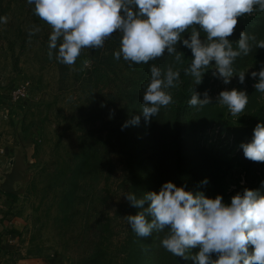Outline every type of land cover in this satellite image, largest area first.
Returning <instances> with one entry per match:
<instances>
[{"label": "rangeland", "instance_id": "rangeland-1", "mask_svg": "<svg viewBox=\"0 0 264 264\" xmlns=\"http://www.w3.org/2000/svg\"><path fill=\"white\" fill-rule=\"evenodd\" d=\"M0 16L7 17L0 23V183L13 169L5 147L20 134L28 150L21 158L25 178L17 181L16 211L26 222L20 247L61 264H194L161 246L167 229L138 237L124 218L138 209L124 194L159 192L172 181L211 198L222 195L230 204L244 188L261 189L264 162L247 159L240 145L264 121V93L254 87L258 78L251 77L264 63V48L253 46L236 58L231 83L210 68L196 86L184 71L192 52L182 41L183 64L166 50L164 57L130 65L114 58L117 31L102 48H84L75 64L65 65L49 57L52 27L35 14L34 5L0 0ZM35 27L40 30L30 37ZM242 30L264 39V13L238 17L229 39L237 41ZM153 63L162 70L172 64L181 76L167 89L173 102L146 122L143 93ZM248 69L241 84L238 73ZM195 88L201 94L209 90L213 104L189 105ZM233 88L249 95L246 109L236 116L215 104L220 91ZM136 115L140 123L122 130ZM205 178L207 185L201 183Z\"/></svg>", "mask_w": 264, "mask_h": 264}, {"label": "clouds", "instance_id": "clouds-1", "mask_svg": "<svg viewBox=\"0 0 264 264\" xmlns=\"http://www.w3.org/2000/svg\"><path fill=\"white\" fill-rule=\"evenodd\" d=\"M27 3L34 5L35 14L52 27L49 57L54 56L65 65L75 64L84 48H102L118 31L116 60L123 58L130 65L148 63L164 57L167 50V57L183 64L185 54L178 50L182 41L192 52L190 66L184 71L192 76L196 86L203 83L210 68L214 69L213 75L229 84L237 75L233 67L236 58L247 56L253 46L264 48V39L257 40L247 31L242 30L237 41L229 39L238 17L264 13V0H27ZM0 23H7V17L0 16ZM39 30L35 27L29 36ZM186 31L190 33L187 38ZM83 66L87 67L88 62L84 61ZM249 69L238 73L241 84L246 82ZM180 76V70L172 64L163 70L151 64L142 103L146 122L158 115L161 107L173 102L167 89L176 87ZM251 77L258 78L254 87L264 93V63L258 71L251 72ZM248 102L246 89H225L215 97V104L226 106L233 116L244 112ZM188 104L203 107L213 104V97L209 90L201 94L195 88ZM109 118H114V110ZM140 121L141 116L136 115L125 121L122 130ZM240 147L247 159L264 162V121L256 125L251 140L242 142ZM201 183L207 185L209 180L205 178ZM261 189L244 188L228 204L222 195L211 198L203 191L194 193L186 190V186L167 181L159 192L149 191L143 196L125 193L126 200L138 211L124 218L138 237L146 238L167 229L161 246L194 264H264Z\"/></svg>", "mask_w": 264, "mask_h": 264}, {"label": "crops", "instance_id": "crops-1", "mask_svg": "<svg viewBox=\"0 0 264 264\" xmlns=\"http://www.w3.org/2000/svg\"><path fill=\"white\" fill-rule=\"evenodd\" d=\"M17 141L7 145L4 149L5 154L9 157V163L13 168L19 165L20 170L22 157L27 155V147L25 138L17 134ZM30 140V139H29ZM30 145V144H29ZM0 183V264H61L54 257H40L28 254L19 244V238L24 231L26 222L16 211L18 186L17 181L14 184L16 193H12L14 197L9 195L10 192L2 188ZM13 238L15 243H11Z\"/></svg>", "mask_w": 264, "mask_h": 264}, {"label": "water", "instance_id": "water-1", "mask_svg": "<svg viewBox=\"0 0 264 264\" xmlns=\"http://www.w3.org/2000/svg\"><path fill=\"white\" fill-rule=\"evenodd\" d=\"M25 177L22 175L19 165H16L10 173L6 174V180L2 184V188L10 193H16L14 184L18 180H22Z\"/></svg>", "mask_w": 264, "mask_h": 264}, {"label": "built area", "instance_id": "built-area-1", "mask_svg": "<svg viewBox=\"0 0 264 264\" xmlns=\"http://www.w3.org/2000/svg\"><path fill=\"white\" fill-rule=\"evenodd\" d=\"M16 96H17L16 91H13V99H14V100H15L14 97H16ZM10 242H11V243H15V241H14L13 238L10 239Z\"/></svg>", "mask_w": 264, "mask_h": 264}, {"label": "trees", "instance_id": "trees-1", "mask_svg": "<svg viewBox=\"0 0 264 264\" xmlns=\"http://www.w3.org/2000/svg\"><path fill=\"white\" fill-rule=\"evenodd\" d=\"M260 114H263V115H264V108H263V112L261 111ZM9 195H10L11 197H14V195H13L12 193H9Z\"/></svg>", "mask_w": 264, "mask_h": 264}]
</instances>
